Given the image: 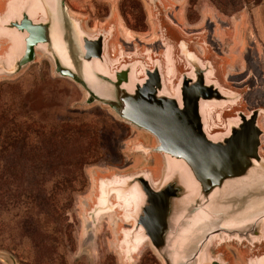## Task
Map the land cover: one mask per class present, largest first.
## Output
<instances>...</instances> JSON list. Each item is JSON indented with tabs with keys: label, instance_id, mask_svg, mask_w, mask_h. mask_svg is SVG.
Wrapping results in <instances>:
<instances>
[{
	"label": "water",
	"instance_id": "1",
	"mask_svg": "<svg viewBox=\"0 0 264 264\" xmlns=\"http://www.w3.org/2000/svg\"><path fill=\"white\" fill-rule=\"evenodd\" d=\"M147 1L156 46L112 49L116 26L87 31L65 0H0V77L40 54L82 90V106L104 105L153 137L136 152L160 155L158 179L149 169L100 178L89 213L92 229L116 209L131 221L126 261L148 244L163 264H234L230 245L245 264H264V106L242 107L251 88L223 81L206 29H186L177 5Z\"/></svg>",
	"mask_w": 264,
	"mask_h": 264
},
{
	"label": "rangeland",
	"instance_id": "2",
	"mask_svg": "<svg viewBox=\"0 0 264 264\" xmlns=\"http://www.w3.org/2000/svg\"><path fill=\"white\" fill-rule=\"evenodd\" d=\"M163 1L177 5L174 16L186 29H206L210 34L206 41L226 84H246L251 88L242 107L264 106V0ZM65 2L89 32L114 24L117 38L111 44L112 49L117 40L128 44L137 40L143 46H154L157 42L147 0ZM196 48L201 55L205 54L204 49ZM83 98L82 90L73 81L55 75L51 62L40 54L17 75L0 77V103L25 105L26 115L45 126L79 123L88 127L95 138L94 150L82 163L79 179H72L57 193L64 207L61 217L64 229L58 243L55 246L45 243L38 230L32 240L27 239L24 230L28 226L23 225L22 217L14 227L5 226V233L0 236V264H163L148 244L134 255L132 262L126 261L122 230L129 228L131 221L124 218L121 209H116L111 216L103 215L94 229L91 227L89 213L96 204L100 178L149 169L156 180L162 164L158 154L144 156L136 152L139 144L154 145L150 134L116 119L104 105L82 106ZM259 123L263 130L260 150L264 154V115ZM82 146L71 138L47 147L49 154L45 153L34 163L45 170L43 175L34 177L33 185L37 187L55 175L70 173L77 150ZM17 236L25 238L13 252L9 248L10 239ZM224 250L234 264H245L244 251L230 245Z\"/></svg>",
	"mask_w": 264,
	"mask_h": 264
},
{
	"label": "trees",
	"instance_id": "3",
	"mask_svg": "<svg viewBox=\"0 0 264 264\" xmlns=\"http://www.w3.org/2000/svg\"><path fill=\"white\" fill-rule=\"evenodd\" d=\"M26 112L25 105L0 103V236L5 233V226L14 227L23 217V225L28 226L24 230L27 239L32 240L38 230L45 243L55 246L64 229L61 221L64 207L57 193L72 179H79L82 163L94 150L95 138L88 127L79 123L45 126L29 118ZM71 138L83 145L77 150L71 172L55 175L35 187L34 177L43 175L45 170L35 165V161L49 154L47 147ZM23 238H11L9 248L15 252Z\"/></svg>",
	"mask_w": 264,
	"mask_h": 264
}]
</instances>
